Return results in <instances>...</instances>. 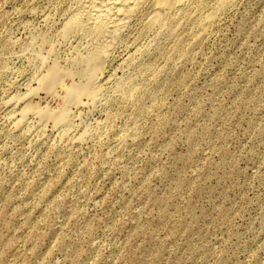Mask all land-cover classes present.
Listing matches in <instances>:
<instances>
[{
  "label": "rangeland",
  "instance_id": "374dc122",
  "mask_svg": "<svg viewBox=\"0 0 264 264\" xmlns=\"http://www.w3.org/2000/svg\"><path fill=\"white\" fill-rule=\"evenodd\" d=\"M79 1L0 0V264H264V0L222 8L207 36L196 11L143 12L63 137L18 110L63 108L38 77L70 68Z\"/></svg>",
  "mask_w": 264,
  "mask_h": 264
},
{
  "label": "bare ground",
  "instance_id": "6f19581e",
  "mask_svg": "<svg viewBox=\"0 0 264 264\" xmlns=\"http://www.w3.org/2000/svg\"><path fill=\"white\" fill-rule=\"evenodd\" d=\"M233 3H235V0H80L77 6L74 8V10H72L69 13L67 19L65 20V22L63 23L60 29V33L58 32L60 35V39H62L64 43L68 44V42H77V45L73 48L74 51L72 50L73 52H75V56L69 59L70 62L68 64L70 65L69 66L70 68L63 66L62 63L58 61L56 58H53V59L51 58L52 63L47 65L46 67L43 66L45 70L42 71L43 73L40 74L38 77V82L40 83V86L43 87L45 90H47V92H49V94L51 95L54 94V96H56L55 92L58 91L56 89L58 87L63 88L64 90L63 96L61 95L60 96L64 100L63 101L64 106H62L63 108L59 111L57 110L51 111L45 108L42 109L40 107L34 108L29 104L31 99L29 100L27 97H25L23 99V101L25 100L24 108H22L21 110H18L21 113L20 115L21 117L19 116L21 120L20 122H23V120L26 121L25 119L28 117V115L32 114L40 119L38 120L39 122L41 121V123H39L41 125V128L44 124H47L49 121H52L54 126L60 129L63 137L70 135L71 130H72L70 106L72 105L82 106L83 99H86L89 102H93V103H95L96 101L99 102V99L103 96V92L105 89L104 83L106 82L104 83L102 82V80L100 79V74H102L101 71L105 67L106 60L107 58H110L108 56L111 50L113 49V46L121 40L124 32L128 28L130 29V26L132 25L134 20H136V18L139 15H141L143 12L148 11V19L150 22L158 26H163V25L168 26L169 23L173 22L178 17L183 16L190 12L196 11L197 13H199V17L197 16L198 17L197 19L199 20L198 22L199 31L198 32L200 33L201 36H205V35L207 36L209 32V28L213 26L215 19H217L216 16L218 15V12L222 8L227 7L231 4L232 6H234ZM195 13L193 14L191 13V14L194 15ZM193 27L195 28L194 23H193ZM193 32L195 33V31ZM193 32H192V35H193ZM37 39H39V37ZM41 39H42L43 44L49 43V39H47L46 37L41 38ZM69 45L71 44L69 43ZM33 58L39 61L42 65H45V63L48 62V61H45L47 59L43 57V55L40 54L39 52H37V54L34 55ZM67 62L68 61H66V63ZM130 62H131L130 64H132L131 60ZM76 74L77 76H80L81 78L79 79L81 80L80 84L75 83L73 79V76L74 75L76 76ZM70 77H72L71 78L72 83L70 85H66L65 80L68 78L70 80ZM128 79L130 81L131 78H128ZM122 80H124V78ZM124 81H122L121 84H123ZM117 82H120V81L117 80ZM116 83L115 85H117ZM136 84L138 83L136 82ZM118 86H121V85H118ZM121 88L119 87L118 90H120ZM116 90H117V87H116ZM126 92L124 90V93ZM121 93L123 92L121 91ZM121 93H119V96H121ZM132 94L133 93H131V97H132ZM124 96L127 98V95H124ZM136 96L137 95H135V97ZM102 98L100 99V101L104 100ZM21 99L22 98H20V100L18 98L17 99L15 98L14 100L12 99V102L16 104L17 102H20ZM92 133L86 132L87 136H92L94 134ZM81 140L85 141V139H82V137H81Z\"/></svg>",
  "mask_w": 264,
  "mask_h": 264
}]
</instances>
